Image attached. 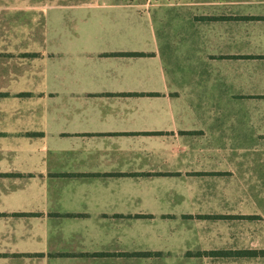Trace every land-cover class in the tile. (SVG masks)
<instances>
[{
    "label": "rangeland",
    "instance_id": "1",
    "mask_svg": "<svg viewBox=\"0 0 264 264\" xmlns=\"http://www.w3.org/2000/svg\"><path fill=\"white\" fill-rule=\"evenodd\" d=\"M78 1L0 0V91L6 93L0 97V173L36 171L29 178L0 174V211L153 214L124 222L93 217L89 224L109 229L128 226L149 233V237L142 234V244L264 248V137L260 127L245 124L246 59L242 56L251 54L258 43L260 25L216 20L264 15V0H161L152 6L157 53L179 110L174 131L179 137L173 141L171 162L147 175L152 179L150 191L157 197L142 198L147 204L110 209L58 204L54 177L59 175L42 170L47 162L36 150L38 140L25 135L40 128L41 103L49 98L42 82L46 62L23 53H68L67 41L76 25L65 4ZM37 2L42 8L30 4ZM29 107H33L32 118ZM219 214L223 217L216 218ZM34 223L40 229L62 224L53 219ZM239 262L264 264V257Z\"/></svg>",
    "mask_w": 264,
    "mask_h": 264
},
{
    "label": "crops",
    "instance_id": "2",
    "mask_svg": "<svg viewBox=\"0 0 264 264\" xmlns=\"http://www.w3.org/2000/svg\"><path fill=\"white\" fill-rule=\"evenodd\" d=\"M159 2L65 4L76 25L67 41L69 52L23 53L46 62L42 82L49 101L41 103L40 128L25 135L38 140L36 150L47 162L42 170L59 175L54 177L58 204L110 209L147 204L141 199L157 197L150 191L152 179L147 175L171 162L173 141L179 137L174 134L179 110L167 85L150 18V9ZM30 4L41 7L39 2ZM237 16L257 18L231 20L260 25L258 43L251 54L242 55L246 59L244 118L247 126L260 127L264 137V15ZM4 94L0 91V97ZM27 112L32 118L33 107ZM35 115L39 116L38 108ZM34 172L0 174L29 178ZM66 212L0 211V264H245L239 259L264 257L237 255L244 249L142 244V234L149 237V233L128 226L109 229L89 224L93 217L124 222L153 214ZM52 219L62 224L40 229L34 223ZM219 257L232 259L226 262Z\"/></svg>",
    "mask_w": 264,
    "mask_h": 264
},
{
    "label": "trees",
    "instance_id": "3",
    "mask_svg": "<svg viewBox=\"0 0 264 264\" xmlns=\"http://www.w3.org/2000/svg\"><path fill=\"white\" fill-rule=\"evenodd\" d=\"M238 18H257V17H248V16H242V17H239V16H221V17H216V20H231V19H238ZM126 54H136V55H145L147 53L145 52H129V53H126ZM216 218H222L223 215L219 214V215H216L215 216ZM237 255H242V256H264V249H260V250H242L240 252L237 253Z\"/></svg>",
    "mask_w": 264,
    "mask_h": 264
}]
</instances>
